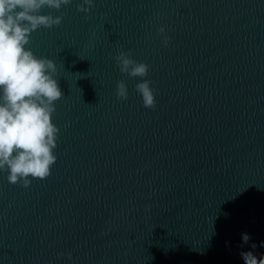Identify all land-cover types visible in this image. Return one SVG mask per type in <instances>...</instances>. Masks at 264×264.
I'll return each instance as SVG.
<instances>
[{"label":"water","instance_id":"95a60500","mask_svg":"<svg viewBox=\"0 0 264 264\" xmlns=\"http://www.w3.org/2000/svg\"><path fill=\"white\" fill-rule=\"evenodd\" d=\"M81 4L45 6L62 22L26 45L57 67V159L27 188L0 170V264H243L241 251L264 253V0ZM120 51L147 75L122 73ZM143 80L155 108L136 91Z\"/></svg>","mask_w":264,"mask_h":264},{"label":"clouds","instance_id":"9594fccd","mask_svg":"<svg viewBox=\"0 0 264 264\" xmlns=\"http://www.w3.org/2000/svg\"><path fill=\"white\" fill-rule=\"evenodd\" d=\"M72 0H0V89L3 103H0V170L8 171L11 184L22 182L27 188L31 178L44 180L56 162L53 150L57 146L59 129L52 121L55 101L63 94L58 85L57 67L53 60L34 55L26 45L30 35L41 26H59L62 16L40 14L45 6L59 10ZM84 5H87L85 7ZM94 0H83L77 10L90 12ZM164 34L165 28L160 27ZM169 38L164 35L163 43ZM122 73L130 77L143 78L149 66L130 58V52L120 51L114 57ZM151 81L143 80L136 85L146 108H155ZM118 99L127 100V87L119 82L116 88ZM251 239L241 234V247ZM257 245L253 243L251 249ZM260 247H264L261 242ZM69 258L71 254L69 253ZM243 264H264V253L257 256L253 250L239 253Z\"/></svg>","mask_w":264,"mask_h":264}]
</instances>
